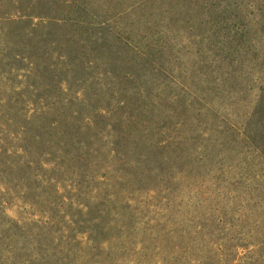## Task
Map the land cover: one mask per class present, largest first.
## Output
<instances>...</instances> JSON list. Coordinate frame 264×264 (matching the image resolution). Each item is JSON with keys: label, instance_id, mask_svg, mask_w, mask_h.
Wrapping results in <instances>:
<instances>
[{"label": "rangeland", "instance_id": "rangeland-1", "mask_svg": "<svg viewBox=\"0 0 264 264\" xmlns=\"http://www.w3.org/2000/svg\"><path fill=\"white\" fill-rule=\"evenodd\" d=\"M0 264H264V0H0Z\"/></svg>", "mask_w": 264, "mask_h": 264}, {"label": "trees", "instance_id": "trees-1", "mask_svg": "<svg viewBox=\"0 0 264 264\" xmlns=\"http://www.w3.org/2000/svg\"><path fill=\"white\" fill-rule=\"evenodd\" d=\"M57 122L58 121L55 118L46 121V119H44L43 117H38V118L27 117L26 121L23 124H21L22 129L25 132L19 138L21 144H19L18 148L21 149L23 153H19L16 151L15 155L25 156L32 152L38 154L39 152L42 151L38 149H46V151H48L49 153L50 152L56 153L60 161L72 157L71 143H73V140L71 135L73 134L63 133L61 135H57V129H58ZM44 140L48 141L47 147L44 144ZM68 140H71L70 145ZM33 142H37L34 148L31 147V145H33ZM26 162L30 164L32 162V159L30 160L27 159ZM92 231H94L95 233L97 229L94 230L92 229Z\"/></svg>", "mask_w": 264, "mask_h": 264}]
</instances>
